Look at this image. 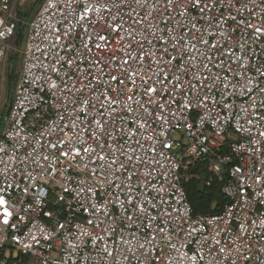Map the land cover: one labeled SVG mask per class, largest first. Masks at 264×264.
<instances>
[{
    "label": "built area",
    "instance_id": "built-area-1",
    "mask_svg": "<svg viewBox=\"0 0 264 264\" xmlns=\"http://www.w3.org/2000/svg\"><path fill=\"white\" fill-rule=\"evenodd\" d=\"M17 1L0 0V105ZM34 7L0 132V264H264V0ZM198 163L218 212L187 199Z\"/></svg>",
    "mask_w": 264,
    "mask_h": 264
},
{
    "label": "trees",
    "instance_id": "trees-1",
    "mask_svg": "<svg viewBox=\"0 0 264 264\" xmlns=\"http://www.w3.org/2000/svg\"><path fill=\"white\" fill-rule=\"evenodd\" d=\"M41 1L42 0H37V3H40ZM29 8L30 6L22 14L19 15L20 21L17 23L16 32H18L22 24V21L27 17ZM27 21L29 20L27 19ZM25 29H26V26H25ZM25 29L18 36V42L25 40ZM14 56H15V53L13 54V57ZM13 57L11 58V62L13 61ZM16 66L17 67L15 68V71L18 72L19 66H20L19 59H17ZM11 79L12 77L10 75V70H9V80L11 81ZM15 80H14V83H15ZM10 97H11V93L9 94V100H10ZM1 119L2 117L0 118V120ZM226 151H227V147L223 149V152H226ZM189 172L195 173L199 176V178L192 177L188 179L187 181L183 182V187H184L187 199L192 207L193 213L194 214H199V213L210 214V213H215V212L220 211L223 203L227 200L226 196L220 190L221 182H219L215 177L209 174V172L205 169V164L203 163H198L194 165L193 167L189 169ZM209 177L211 178V181L209 185H205L203 182L205 179ZM11 254L9 256L10 261L17 260V258L19 257V253H17V256L15 257H12ZM16 264H28V257L26 256L22 257L21 262H17Z\"/></svg>",
    "mask_w": 264,
    "mask_h": 264
},
{
    "label": "rangeland",
    "instance_id": "rangeland-1",
    "mask_svg": "<svg viewBox=\"0 0 264 264\" xmlns=\"http://www.w3.org/2000/svg\"><path fill=\"white\" fill-rule=\"evenodd\" d=\"M32 4L35 5V7H34V11H35L38 7V3L35 4L33 0H24V1L18 0L14 8L17 10V12L20 15L29 6H32ZM32 14L33 13H31V15H29L27 17L28 20L31 18ZM24 29H25V27L23 28V30ZM7 43L9 44L10 49H9V57L6 59V61L4 63V81H3V86H2V102L0 105V110L3 106V102H4L5 97L7 96L8 93L10 94L13 90L14 80L18 74V72L15 71V68L17 67L16 63H17V59L21 60V54L19 51L23 47L24 41L18 42V41H16L15 36H14L11 39H9ZM13 53H15L14 57L12 56ZM11 57H13V61L10 62V64H9V60ZM9 70H10V75H11L12 79L10 81V87L8 88L7 81L9 79ZM16 70H18V69H16ZM6 121H7V110H6V113L3 114L2 119L0 120V132L3 129V127L5 126Z\"/></svg>",
    "mask_w": 264,
    "mask_h": 264
},
{
    "label": "snow or ice",
    "instance_id": "snow-or-ice-1",
    "mask_svg": "<svg viewBox=\"0 0 264 264\" xmlns=\"http://www.w3.org/2000/svg\"><path fill=\"white\" fill-rule=\"evenodd\" d=\"M169 2H171V0H169ZM184 2H185V3H188V0H184ZM196 2H197V4H199V3H200V0H196ZM202 10H203V9H202ZM257 31H259V29H257ZM99 39L104 40L105 37H104V36H99ZM121 39H123V38H121ZM169 42H170V41H169ZM204 43L207 44V41H205ZM131 47H132V45L129 44V48H131ZM193 47H195V46H193ZM130 58L132 59L133 63H135L136 61H140V62H142V64H147V63L149 62V56H148L147 54L144 53V48H143L142 45L140 46L139 50L137 51V55H136L135 57H130ZM128 62H129V61H128L127 59H125V60L123 61V64H124V65H127ZM161 62H162V61L158 59L155 63L158 65V64L161 63ZM187 71H188V67H187V65H186V66L183 68L182 73H183V74H186ZM153 75H156V73L154 72ZM170 75H171L170 73H169L168 75H166L165 78H164V80H163V81H159V83L165 85V87H166V86H167V81L169 80ZM157 78H158V77H157ZM111 79L117 81V83H119V84H124V83H125V79H127V77H125V78H118L117 76H113ZM141 79H143V77H141ZM176 79H177V81H179V78H178V77H177ZM133 83H135V81H133ZM145 83H147V81H145ZM144 91H145V94H149V93H157V89H156L155 87H152V88H146ZM182 91H183V89H181V92H182ZM116 94H117V95H120V94H121V89L117 88V89H116ZM128 99H132V97L129 96ZM114 102H115V100H113V103H114ZM156 107L158 108L159 105H156ZM98 123H99V122H98ZM141 127H144V125H141ZM53 147H55V145H53ZM81 150L84 151V152H89V151H90V149H88V148L77 149V150L75 151V156H76V157H78V156L80 155V151H81ZM93 151H94V150H93ZM72 152H73V147H72V145H71V143H70V144H69V147H68L66 150H63V151L61 152V155H63L64 157L67 158V157H69V156L72 154ZM45 159H47V157H45ZM100 159H104V157L101 156ZM129 179H131V178H129ZM2 203H3V201L0 200V204H2ZM140 210H141V211H144V209H140ZM129 219L131 220L132 217H129ZM152 219L155 220L156 218L153 217ZM7 222H8L7 219H5V220H4V223H7ZM157 230H158V231H162V229H157Z\"/></svg>",
    "mask_w": 264,
    "mask_h": 264
},
{
    "label": "water",
    "instance_id": "water-1",
    "mask_svg": "<svg viewBox=\"0 0 264 264\" xmlns=\"http://www.w3.org/2000/svg\"><path fill=\"white\" fill-rule=\"evenodd\" d=\"M32 7L33 5L30 7L29 9V12L32 10ZM25 23H26V18L23 20L18 32H17V35H16V41H18V36L21 34V32L23 31V28L25 27ZM16 43V42H15ZM16 45V44H15ZM14 45V46H15ZM8 79V78H7ZM7 85H8V88L10 87V80L8 79L7 81ZM8 97H9V93L7 94V96L5 97L4 99V102H3V106L0 110V118L3 117V114L6 113V110L8 111Z\"/></svg>",
    "mask_w": 264,
    "mask_h": 264
}]
</instances>
